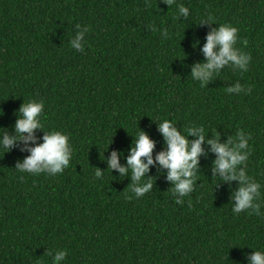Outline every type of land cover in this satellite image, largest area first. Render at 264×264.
I'll use <instances>...</instances> for the list:
<instances>
[{
	"label": "trees",
	"instance_id": "trees-1",
	"mask_svg": "<svg viewBox=\"0 0 264 264\" xmlns=\"http://www.w3.org/2000/svg\"><path fill=\"white\" fill-rule=\"evenodd\" d=\"M179 4L187 18L177 19ZM209 14L237 27L236 47L251 61L201 87L191 67L205 60L217 27L199 24ZM76 24L89 28L82 52L69 46ZM237 81L251 92L226 93ZM32 99L44 102L36 143L61 131L73 155L63 173L33 175L15 170L30 154L22 141L0 151V264H52L47 251L60 249L62 264H249L247 255L264 250V215L233 214L239 183L214 177L207 144L214 132L221 143L251 134L246 170L261 184L264 213V0H0V135H16L18 109ZM163 119L206 133L197 181L181 203L158 162L147 173L153 189L139 198L130 177L107 171L112 151L126 166L140 130L155 141V161L166 150Z\"/></svg>",
	"mask_w": 264,
	"mask_h": 264
},
{
	"label": "clouds",
	"instance_id": "clouds-1",
	"mask_svg": "<svg viewBox=\"0 0 264 264\" xmlns=\"http://www.w3.org/2000/svg\"><path fill=\"white\" fill-rule=\"evenodd\" d=\"M168 6L173 0H164ZM190 14L189 7L177 5V19L181 16L187 18ZM199 24H215L206 35V42L201 51L205 60L191 67V78L205 87L217 76L222 69L231 66L234 70L245 72L248 70L251 55L236 47L239 40L237 27L231 24H216L209 14L207 19H202ZM77 31L69 40V46L78 52H82L85 46V34L89 31L88 26L75 25ZM153 31L155 27L151 26ZM164 38H168L166 29L161 31ZM199 41L194 47L198 46ZM228 94L251 92V86H243L237 81L225 89ZM44 109L42 100H28L18 109L19 118L15 122V136L0 135V151H10L18 142L22 141L25 149L30 154L22 161H18L15 170L21 174L28 173L39 175L61 174L69 166L73 155V149L69 143V136L61 131H47L42 137V143H36L35 131L43 129L41 114ZM159 132L165 140L166 150L159 152L153 159L152 153L155 147L153 141L144 131L140 130L136 135L133 145L130 147L126 158V166L119 163L118 153L111 152L107 160L108 169L118 170L120 177H130L131 192L135 197H143L153 189L152 177H148L149 168L158 162L162 169H167L166 179L171 183V190L176 203H181L182 197L193 191L197 181V166L200 156L204 153L202 145L206 140L205 129L202 125L190 126L183 133L175 126V122L163 119L158 123ZM27 134V135H25ZM196 136L195 140L189 141L188 136ZM251 134L243 130L237 131L235 137H228L224 143L220 142V134L214 132V138L208 139L211 151L216 154L213 164V173L218 174L220 180L225 182L238 181L239 186L231 192L232 212H248L250 215L261 216V184L248 175L246 162L251 153L249 141ZM31 142V146L29 144ZM94 177L99 179L103 173L99 168H94ZM131 198V197H130ZM243 248V247H241ZM253 249V248H252ZM52 258V264H62L66 260L67 251L60 249L54 253L47 251ZM249 264H264V250H255L247 255Z\"/></svg>",
	"mask_w": 264,
	"mask_h": 264
}]
</instances>
